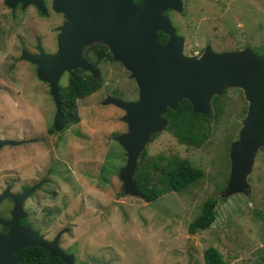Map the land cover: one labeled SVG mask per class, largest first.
<instances>
[{
  "label": "rangeland",
  "instance_id": "obj_1",
  "mask_svg": "<svg viewBox=\"0 0 264 264\" xmlns=\"http://www.w3.org/2000/svg\"><path fill=\"white\" fill-rule=\"evenodd\" d=\"M182 4L183 10L169 17L187 39L186 54L197 56V44L209 41L215 53L250 50L264 56V0ZM62 22L50 10L46 16L32 6L11 10L0 0V139L20 142L0 151V188L12 175L18 188L43 184L26 207L45 238L66 230L61 246L74 255L75 264H204L203 252L210 247L228 264H264V145L246 179L248 190L226 191L230 146L238 140L248 106L242 90L213 95L220 97V113L200 148L180 143L169 130L154 134L137 165L157 187H162L160 170L150 163L164 166L161 155L187 159L204 175L181 192L145 203L126 193L118 178L126 163L125 151L115 140L127 133L124 112L102 104L107 97L137 98L135 82L123 66L100 63L101 88L76 102L79 122L65 126L59 135L46 132L55 114L49 87L20 56L23 50L35 53L37 40L45 53H53V30ZM67 82L68 75H63L59 84ZM209 107L211 114V100ZM210 198L217 200L215 222L190 235L188 225Z\"/></svg>",
  "mask_w": 264,
  "mask_h": 264
},
{
  "label": "water",
  "instance_id": "obj_2",
  "mask_svg": "<svg viewBox=\"0 0 264 264\" xmlns=\"http://www.w3.org/2000/svg\"><path fill=\"white\" fill-rule=\"evenodd\" d=\"M52 0L51 9L65 16L58 28L57 51L45 53L37 40L36 54L22 51L20 59L36 67L39 81L46 83L55 106L53 128L61 131L67 120L61 112L58 86L64 73L80 68L99 76L96 68L82 58V48L93 38L103 39L115 62H119L134 80L138 96L135 101L107 97L102 104L114 105L124 112L121 121L127 133L115 138L125 151L126 163L119 170L125 192L137 196L133 184L137 159L154 134L165 130L167 121L162 117L166 108L175 110L186 99L195 114L207 115L211 97L225 89L242 90L247 111L242 120L238 140L229 150L230 173L226 191L244 193L248 190L247 177L252 171L254 158L264 145V56L250 50L215 53L206 48L201 56H185L183 39L176 35L166 10L181 12L182 0ZM5 7L22 9L33 6L46 15L44 0H3ZM168 36L165 44L157 40V33ZM20 142L1 140L3 146ZM33 189L15 199L13 215L20 213L21 204ZM4 195H0V201ZM9 233L0 237V264H16L14 254L21 248L40 247L50 257H58L73 264V256L65 255L54 242L43 240L30 229H19L14 221L8 223ZM17 228L19 230H17Z\"/></svg>",
  "mask_w": 264,
  "mask_h": 264
},
{
  "label": "trees",
  "instance_id": "obj_3",
  "mask_svg": "<svg viewBox=\"0 0 264 264\" xmlns=\"http://www.w3.org/2000/svg\"><path fill=\"white\" fill-rule=\"evenodd\" d=\"M142 0H135L134 4ZM158 39L161 42L166 40L163 33H158ZM103 53L99 54L102 57ZM109 58L111 56L108 54ZM81 73L83 76H80ZM101 84L89 75H84L81 70L73 72L68 78L66 85L58 86L59 101L61 112L67 120L68 125L77 124L79 116L77 114L76 102L84 99L91 92L98 90ZM219 96H213L211 104L213 111L208 115L195 114L192 111L191 104L183 99L175 110L168 108L162 116L167 120L166 130H169L177 140L191 148H200L208 137V126L212 119L215 120L219 113ZM146 151L141 153L145 157ZM140 157V158H141ZM159 159L165 160L164 166L160 167L154 160L150 163L154 170H160L162 187H157L151 180L149 173L137 165L136 172L132 178L137 197L145 203H151L162 195L170 192H181L190 185L198 182L204 175L201 169L193 167L187 159H178L176 157L166 158L159 156ZM216 198L206 200L199 212V215L188 225V233L196 234L198 231L208 229L216 220ZM21 259L19 264H37L41 257L47 258L51 262L63 264L56 257L49 258L46 251L38 247H27L16 255ZM204 264H228L226 263L217 249L210 247L203 252Z\"/></svg>",
  "mask_w": 264,
  "mask_h": 264
},
{
  "label": "flooded vegetation",
  "instance_id": "obj_4",
  "mask_svg": "<svg viewBox=\"0 0 264 264\" xmlns=\"http://www.w3.org/2000/svg\"><path fill=\"white\" fill-rule=\"evenodd\" d=\"M143 1V0H142ZM141 1V2H142ZM135 2V1H134ZM133 2V5H137V4H134ZM45 3V2H44ZM51 3H52V0H51ZM21 5H17L16 8H20ZM29 7V6H28ZM33 7V6H32ZM45 7H46V10H47V13L46 15L49 14V10L51 11V13H53L54 15H58L60 16L64 22H62L61 26L65 23L66 19H65V16L63 14H57L55 12L52 11L51 9V4H45ZM15 8V9H16ZM22 8V7H21ZM9 9V8H8ZM36 9V8H35ZM13 10V9H12ZM170 12H175L173 10H166L163 15L165 17H167L171 24L173 25V27L175 28L176 30V35L178 37H181L183 39V54L185 56H193L191 54H186L184 52L185 50V46H186V42H187V39L186 37L182 36L177 27L175 26V24L173 23V21L170 19L169 17V13ZM42 15V14H41ZM44 15V16H46ZM60 27V26H59ZM58 27V28H59ZM57 28V30H58ZM56 29L54 28L53 32L54 34H56V39H57V36L59 34V31H55ZM52 32V31H51ZM158 33H162V32H158ZM158 33H157V40L160 44H165L168 40V36H166L164 34V36L166 37V40L164 42H161L159 39H158ZM95 39V40H94ZM92 42H90V44L88 45H85L83 48H82V58L83 60L90 66L96 68V70L98 71L99 73V76L97 78H94L91 74V72H86L80 68L76 69V70H81L84 75H89L91 76L93 79H96L100 84H101V70H100V63L104 62V61H110L112 63H115V64H118V65H121L119 62H115L113 60V57L110 53V50L109 48L107 47V45L105 44L104 40L103 39H98V38H93ZM211 49L212 51H214L213 47H212V44L208 41L207 43L203 44V45H199L197 44V47H198V52H197V56H194V57H199L203 52L204 50L207 48ZM36 51V50H35ZM57 51V41H56V44H55V50L53 53L51 54H54L55 52ZM215 52V51H214ZM103 53L102 57L99 56V54ZM30 54H36L35 53H30ZM49 54V53H47ZM108 54L111 56V58H109ZM122 66V65H121ZM124 68V67H123ZM74 70V71H76ZM71 72V74H63V75H68V78L70 76H72L73 72ZM80 76H83L81 73H79ZM84 77V76H83ZM46 84V83H45ZM135 84V83H134ZM60 85V84H59ZM102 85V84H101ZM136 87V88H135ZM135 91L137 92V96H138V89H137V86L135 84ZM101 88V87H100ZM99 88V89H100ZM98 89V90H99ZM97 91V90H96ZM94 91V92H96ZM94 92H91L87 97H89L91 94H93ZM133 96V95H132ZM131 95H129V99H126L125 101H135L136 99L133 98ZM86 98V97H85ZM116 98V97H115ZM122 99V98H120ZM168 108H166L167 110ZM54 118V117H53ZM164 118V117H163ZM165 119V118H164ZM166 120V119H165ZM167 121V120H166ZM168 123V122H167ZM68 125V123H67ZM66 125V126H67ZM72 125V124H71ZM64 129V128H63ZM62 129V130H63ZM61 130V131H62ZM166 130V129H165ZM61 131H55L54 128H53V124L50 128H48L46 130L47 133H56V134H60ZM154 136L156 135H153L151 136V138L149 139L148 142H151V140L154 138ZM1 140H11V139H1ZM31 141H34V140H31ZM16 146V145H15ZM4 148V146L0 149V151ZM17 177L12 175L10 181L8 182H5L2 187L0 188V195H4V198L0 201V237H5L9 231H10V228L8 226V223L11 222V221H14L15 223L18 224L19 226V229H30V231H32L33 233H37L38 236H40L43 240L47 241V242H54L57 238V246L59 248L60 251H62L65 255H71L73 256V264H75V258H74V255H72L71 253H69L65 248H63L61 246V240H62V235L66 232V230H61L59 232H57L54 236H52L51 238H45L43 236V234L41 232H39V230L35 227V224H34V214L32 213V210L30 211L27 207H26V203L28 202V200H30L31 198H33V195L37 192H40V190L42 189V183L39 181V183L35 184V183H31V184H22L21 186H19V188L17 187ZM42 181V180H41ZM33 189L32 192H30L27 197L24 199V201L22 202L21 204V212L20 213H17L15 215H13L14 211H15V207H16V202H15V199L17 197H19L20 195H22L24 192L28 191V190H31ZM31 209V208H30ZM17 228V230H19ZM35 247V246H33ZM27 248V247H25ZM40 248V247H38ZM24 248H21L19 249L18 251H16V253L14 254V258L16 259V264H19L21 263V259L16 256L20 250H22ZM42 249V248H41ZM44 250V249H43ZM45 251V250H44ZM47 252V251H46ZM48 254V257L49 258H54V257H50V254L49 252H47ZM57 259H59L58 257H56ZM63 264H66L64 263L61 259H59ZM37 264H59V263H55V262H51L49 261L47 258L45 257H41L40 259H38L37 261Z\"/></svg>",
  "mask_w": 264,
  "mask_h": 264
},
{
  "label": "bare ground",
  "instance_id": "obj_5",
  "mask_svg": "<svg viewBox=\"0 0 264 264\" xmlns=\"http://www.w3.org/2000/svg\"><path fill=\"white\" fill-rule=\"evenodd\" d=\"M253 168V167H252Z\"/></svg>",
  "mask_w": 264,
  "mask_h": 264
}]
</instances>
